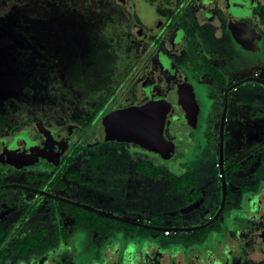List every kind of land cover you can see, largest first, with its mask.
Instances as JSON below:
<instances>
[{
    "label": "flooded vegetation",
    "instance_id": "obj_1",
    "mask_svg": "<svg viewBox=\"0 0 264 264\" xmlns=\"http://www.w3.org/2000/svg\"><path fill=\"white\" fill-rule=\"evenodd\" d=\"M117 1L124 9L123 12L115 9L114 13L111 8L108 9L113 14L110 22L112 20L111 23L118 26L120 42L125 43L126 53L122 57L129 61L131 70L128 79L132 81L127 85L131 84L132 94H138L137 99L124 96L129 89L126 85L117 102L127 103L120 106L111 100L110 110L103 113L97 122L96 118H89V132L71 119L77 114L84 116L86 112V97L83 98L80 92L79 104L65 116L59 117V112H62L59 109L36 118L22 116L15 121L0 115V191L17 188L33 194L16 204L18 208H12L13 212L19 213L14 222L4 221L9 212L0 211V229L4 231L0 240L6 238L4 243L0 241V252L7 249L2 245L10 240L15 245L0 257V264H264V177L258 174L264 167V127L252 120L242 124L237 119L233 127L227 126L233 91L245 82L264 85L260 81L264 80L259 72L261 65L255 66L261 63L264 54V0ZM99 35L101 37V32L95 37L94 48L97 41L98 44L106 43ZM108 58L110 61L111 56ZM220 94L222 103H219ZM151 99H164L170 104L164 129L165 137L171 141L167 153L145 148L133 141L107 137L105 123L111 112L141 105ZM211 100L220 105L219 122L217 130L206 131L203 117ZM226 104L222 173L220 127ZM27 119L32 120L31 124L25 122ZM10 124L15 128H9ZM22 130L30 132L31 148H28L26 139L17 138ZM35 130L41 134L36 136ZM242 131L257 133L262 138L257 145L245 150L240 142ZM80 133H88L86 138H92L88 146L84 147L79 142ZM216 138L220 189L213 195L197 183V187L184 186L178 190L173 177L187 171L184 164L191 168L196 178L187 155L199 158L200 152L213 148ZM109 139L128 144L129 153L137 157L136 165L142 161H154L172 170L170 178L174 192L184 201L181 214L187 216L196 209L199 215L198 209L209 204L210 196L214 199L211 204L218 206L215 215L209 214L208 219L199 224L172 226L150 222L149 218L143 221L131 219L152 227L135 225L137 228L129 231L113 228L103 234L89 226V233L96 231V234L87 235L85 241L88 244L79 247L75 231L81 230L83 224L88 225L81 218L90 217L97 222L91 213L113 218L75 205L70 201L84 203L62 193L70 189V183L81 181L84 171L89 172L86 176L89 177L90 171H95L105 162V152L88 153L85 150ZM149 151L154 154L146 153ZM96 156L103 160L94 163ZM159 156L163 161L159 162ZM151 157L153 161L149 160ZM167 158L171 163H166ZM22 170L25 171L24 181L6 180L13 172ZM138 172L150 177L167 173L160 171L150 175ZM239 177H244L247 182H239ZM224 182L226 198L221 209ZM9 184H22L31 189L5 186ZM233 205L237 206V210ZM226 211L229 212L227 220L233 216L245 218L241 224L232 227L233 233L223 229L221 217ZM202 225L194 230L183 229ZM209 229L223 236L201 250L196 247L197 241L205 236L208 238ZM166 230H169L168 235ZM159 231L166 236L184 232L181 239L183 245L167 247L154 240ZM254 253L261 257L254 259L251 256ZM77 259H80L79 262Z\"/></svg>",
    "mask_w": 264,
    "mask_h": 264
},
{
    "label": "rangeland",
    "instance_id": "obj_2",
    "mask_svg": "<svg viewBox=\"0 0 264 264\" xmlns=\"http://www.w3.org/2000/svg\"><path fill=\"white\" fill-rule=\"evenodd\" d=\"M110 8L113 13L115 9L122 12L124 9L117 0H0V115L15 121L22 116L36 118L40 114L48 115V111L59 109L62 111L59 112V117L65 116L79 104V92L83 98L86 97V112L84 116L77 114L71 119L84 130L92 117L97 122L103 113L108 112L111 100L117 102L118 95L128 83H132L128 79L131 66L122 57L126 53L125 43L120 42L118 26L112 24V20L110 22ZM99 32L100 39L106 43L98 44L97 41V47L94 48L95 37ZM262 58L261 63L255 66L261 65L259 72L264 78V54ZM130 87L131 84L127 85L129 89L124 96L135 100L138 94L133 95ZM235 94L236 97L233 96ZM126 103L127 101H119L117 105ZM219 103H222L221 94ZM209 104L203 117V127L206 131L217 130L220 105L213 100ZM228 117L230 121H227V126L230 128L236 119L242 124L252 120L257 122L256 125L264 127V85L253 81L245 82L237 91H233ZM29 119L25 121L27 124L32 122ZM13 126L10 124L9 128L14 129ZM19 133L17 138L26 139L29 142L28 148H31L30 132L22 130ZM37 134L41 133L35 130V135ZM87 134L79 135V142L84 147L92 140L86 138ZM69 138L72 139V136ZM261 138L257 133L242 131L240 142L247 150L257 145ZM217 144L216 138L213 148L208 147L200 152L199 158L187 155L198 184L213 195L221 187ZM128 148L129 145L125 142L113 139L105 140L97 147L90 146L85 151L105 152V162L95 171H90L89 177H86L89 172L84 171L82 180L70 183V189L62 194L107 213L141 221L149 218L150 222L166 226L199 224L208 219L209 214L215 215L218 206L211 204L214 199L210 196L209 204L198 209L199 215L196 209L187 216L181 214L180 208L184 201L174 192L170 178L172 170L154 162L152 156L149 160L153 161L159 172H167L166 175L150 177L140 174L136 170L137 157L132 156ZM146 153L154 154L150 151ZM160 158L162 157H158L159 162L163 161ZM166 163L171 161L167 158ZM24 173V170L13 172L6 180L22 182L25 180ZM237 180L247 182L244 177ZM32 195L17 188L0 191V211L9 212L4 221L14 222L19 213L13 212L12 208H18L19 205L16 204ZM236 207L233 205L235 210ZM228 213L226 211L221 217L224 221L223 229L233 233L232 227L241 224L245 218L233 216L227 220ZM83 225L81 230L75 231L76 241L81 248L88 244L85 241L87 235L90 237L91 234H96V231L89 233V225ZM183 235L184 232H179L166 236L159 231L154 240L167 247L183 245ZM220 236L223 235L209 229L208 238L205 236L197 241L196 247L207 249V244H214ZM251 256L254 259L261 257L257 253ZM79 260L77 259L78 262Z\"/></svg>",
    "mask_w": 264,
    "mask_h": 264
},
{
    "label": "water",
    "instance_id": "obj_3",
    "mask_svg": "<svg viewBox=\"0 0 264 264\" xmlns=\"http://www.w3.org/2000/svg\"><path fill=\"white\" fill-rule=\"evenodd\" d=\"M260 81L264 82V80H260ZM169 107H170V104L164 99H151L141 105H131L125 108L117 109L111 112L107 118V121L105 123V134L107 135L108 138H117L120 140L133 141L135 143L140 144L141 146L145 148L160 149L164 153H167V151L171 147V141L165 137L164 129L166 125V119H167V113H168ZM226 110H227V104L223 112L222 123L220 127V139H221L220 141L221 142L220 165H221L222 173H224L223 140H224V125H225ZM5 186L31 189L30 187L22 185V184H9ZM225 198H226V186L224 182V199H223L221 209L224 207ZM70 202H72L75 205H79L84 208H87L102 216L124 221V222L131 223L137 226H144L148 228L152 227L148 224H145L139 221H134L128 218L120 217L117 215H113L111 213L97 210L88 205L80 204V203L73 202V201H70ZM220 212L221 211H219V213ZM203 226L204 225L195 226V227H185L183 229L184 230H189V229L194 230V229H197ZM154 228H158V227H154ZM171 229L178 230L176 228H171Z\"/></svg>",
    "mask_w": 264,
    "mask_h": 264
},
{
    "label": "trees",
    "instance_id": "obj_4",
    "mask_svg": "<svg viewBox=\"0 0 264 264\" xmlns=\"http://www.w3.org/2000/svg\"><path fill=\"white\" fill-rule=\"evenodd\" d=\"M102 160L103 159L96 156L93 159V162L99 163ZM183 167H185L187 171L182 173L180 176L173 177L174 186H176L178 190L182 189L184 186H188V187L189 186H192V187L196 186L197 187L198 182H197L196 178L193 176V172H192L191 168L188 167L186 164H184ZM136 169L142 173L150 174V175H155V174L159 173V171L157 170V166H155L153 163H151L149 161H142V162L137 163ZM258 174L260 176L264 177V167L263 166L258 171ZM91 215L96 217L97 222H95L90 217H83V218H81V221L82 222L86 221L88 223V225L90 226V228L95 229L97 231H100V233H102V234L105 233L107 230H110L113 228L121 229V230H127V231L137 228V226H135V225H131L129 223H124V222H120V221L113 220V219L104 218V217H101V216L96 215L94 213H91ZM3 235H4V231L2 229H0V237H2ZM31 237L32 236H30L29 238L32 239ZM5 240H6V238H2V240H0L1 244L4 243ZM26 241H28V239ZM2 246L6 247L7 249L5 251L2 250L0 252V257L2 255H5L6 252L9 251L15 245L13 244L12 240H10V242L8 244H3ZM0 248H1V245H0Z\"/></svg>",
    "mask_w": 264,
    "mask_h": 264
},
{
    "label": "built area",
    "instance_id": "obj_5",
    "mask_svg": "<svg viewBox=\"0 0 264 264\" xmlns=\"http://www.w3.org/2000/svg\"><path fill=\"white\" fill-rule=\"evenodd\" d=\"M165 234L168 235V234H169V230H166V231H165Z\"/></svg>",
    "mask_w": 264,
    "mask_h": 264
}]
</instances>
